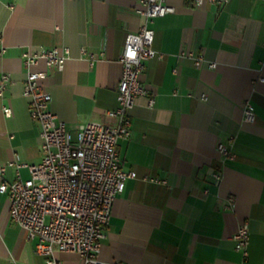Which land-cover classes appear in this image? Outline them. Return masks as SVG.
<instances>
[{
  "label": "crops",
  "instance_id": "0c3cea01",
  "mask_svg": "<svg viewBox=\"0 0 264 264\" xmlns=\"http://www.w3.org/2000/svg\"><path fill=\"white\" fill-rule=\"evenodd\" d=\"M166 3L174 11L148 23L156 54L139 79L150 93L136 98L130 136L117 142L121 168L137 178L125 181L112 204L99 257L119 264H264V0ZM140 6L139 0H0V79L10 76L0 96L5 180L28 178L27 165L42 158L40 126L22 93L23 54L66 52L44 83L49 108L67 129L112 123L106 111L117 106L125 36L144 23ZM196 56L203 58L198 65ZM44 68L43 61L33 67ZM246 101L253 122L243 121ZM219 143L232 158H222ZM9 209L8 194L0 193V264H47ZM243 222L245 254L233 239ZM55 254L59 264L81 262L75 253Z\"/></svg>",
  "mask_w": 264,
  "mask_h": 264
},
{
  "label": "built area",
  "instance_id": "2783aa9c",
  "mask_svg": "<svg viewBox=\"0 0 264 264\" xmlns=\"http://www.w3.org/2000/svg\"><path fill=\"white\" fill-rule=\"evenodd\" d=\"M137 12L144 23L136 31H129L120 54L122 72L117 83V106L107 110L112 123L88 122L75 132L67 129L50 110L51 95L45 86L47 69L61 68L66 52L57 47L23 54L25 78L23 95L28 100L30 115L40 126L42 158L36 164H29L30 176L17 177L12 181L3 178L5 166L0 165V193H7L10 200L9 215L25 233L35 240L34 250L46 257L47 264H59L56 251L77 254L80 264H119L99 257L103 229L108 224L111 207L116 196L124 189L128 178H137L133 170H123L117 142L128 138L131 133L129 111L136 98L148 96L149 90L140 82L144 62L156 52L152 47L153 30L148 23L154 17L174 11L166 0H139ZM202 3L204 0H195ZM213 1V0H209ZM90 54V58H94ZM202 56H196L198 65ZM40 61L45 68L34 70ZM214 67L215 63H209ZM10 81L8 74L0 79V96ZM153 103L149 96L148 105ZM9 115L10 109L4 107ZM253 105L243 104V121L253 122ZM217 150L223 159L232 158L230 149L222 143ZM12 164V163H9ZM218 180L219 175L215 174ZM142 180L165 183L158 177L142 176ZM229 206L233 198H228ZM235 248L246 253L249 241V226L241 223L233 235Z\"/></svg>",
  "mask_w": 264,
  "mask_h": 264
}]
</instances>
